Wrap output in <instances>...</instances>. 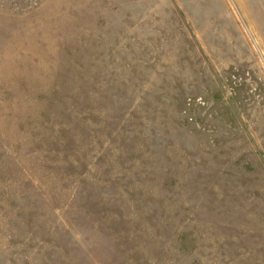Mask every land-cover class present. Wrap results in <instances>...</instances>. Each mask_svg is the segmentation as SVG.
Segmentation results:
<instances>
[{"label":"rangeland","instance_id":"rangeland-1","mask_svg":"<svg viewBox=\"0 0 264 264\" xmlns=\"http://www.w3.org/2000/svg\"><path fill=\"white\" fill-rule=\"evenodd\" d=\"M0 264H264V0H0Z\"/></svg>","mask_w":264,"mask_h":264}]
</instances>
